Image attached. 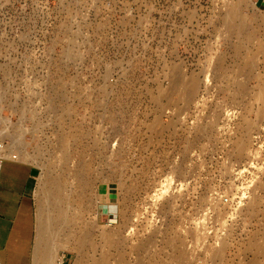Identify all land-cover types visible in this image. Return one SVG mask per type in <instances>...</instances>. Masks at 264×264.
<instances>
[{
    "label": "rangeland",
    "instance_id": "374dc122",
    "mask_svg": "<svg viewBox=\"0 0 264 264\" xmlns=\"http://www.w3.org/2000/svg\"><path fill=\"white\" fill-rule=\"evenodd\" d=\"M116 1L0 0V160L60 180L58 264H264V0Z\"/></svg>",
    "mask_w": 264,
    "mask_h": 264
},
{
    "label": "crops",
    "instance_id": "0c3cea01",
    "mask_svg": "<svg viewBox=\"0 0 264 264\" xmlns=\"http://www.w3.org/2000/svg\"><path fill=\"white\" fill-rule=\"evenodd\" d=\"M11 165L0 189V264H32L35 237L34 184L38 170L30 164L1 160Z\"/></svg>",
    "mask_w": 264,
    "mask_h": 264
},
{
    "label": "bare ground",
    "instance_id": "6f19581e",
    "mask_svg": "<svg viewBox=\"0 0 264 264\" xmlns=\"http://www.w3.org/2000/svg\"><path fill=\"white\" fill-rule=\"evenodd\" d=\"M229 16H231V18L233 20L234 13L231 12ZM233 27H234L233 23L231 22L230 28H233ZM70 44H73V43H70ZM68 49L69 50L67 51L65 48V50L67 51L65 54V57H71L72 56V51L70 50V48H68ZM175 81L178 82L177 78L175 79ZM173 90L174 91L177 90L176 85H175V88L173 87ZM196 90H197V85H196V83L192 82V83H190V87L187 85L184 93L187 96L188 95L190 96V92L195 93ZM172 93L174 95V92H172ZM174 98H175V95H174ZM0 134H2V133H0ZM244 134H245V130H243V134L239 138V140L237 141L236 147L233 151V153L235 154L236 157L245 156V153H244V151H245V144L244 143L245 142L243 141V137L245 136ZM19 152L20 151H17L15 153H11L8 159H15L18 161V158L21 155V152L20 153ZM83 170H87V169H83ZM43 174H45V173H43ZM36 184H37L36 189H35L34 195H33L34 204H35V237H34L33 251H32V264H58V263H61V260L59 258H56V256L54 255L55 250L53 249L54 246L52 244V241H53L52 239H53V237H56L58 235V233H57L58 231H56L55 226H53L54 224L50 223L49 217H48V215H46V213H47V206L48 205H50L49 207L53 210L54 209L59 210V202H62L60 200L58 201V199L60 198V191H61L60 180L59 179L52 180L49 177L46 178V177L40 176L38 178V181ZM60 211H61V209H60ZM59 214H61V212ZM88 234H90V233H88ZM81 240H82V238H81ZM83 241H82V243H83Z\"/></svg>",
    "mask_w": 264,
    "mask_h": 264
},
{
    "label": "built area",
    "instance_id": "2783aa9c",
    "mask_svg": "<svg viewBox=\"0 0 264 264\" xmlns=\"http://www.w3.org/2000/svg\"><path fill=\"white\" fill-rule=\"evenodd\" d=\"M73 2H75V0H72ZM81 1V3L79 2H75L78 7L82 6L86 8V11H91V13H99V10L102 11H109L111 9H113V2H117L116 0H79ZM83 9V8H82ZM85 11V9H84ZM116 38L115 36L113 38H111L110 41H113V39ZM107 40V38H106ZM13 161H15V159H11ZM0 164H1V160H0Z\"/></svg>",
    "mask_w": 264,
    "mask_h": 264
}]
</instances>
